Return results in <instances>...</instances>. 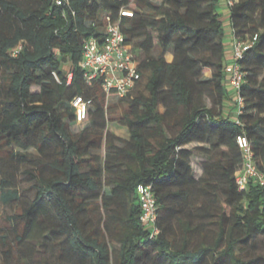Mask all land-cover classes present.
Masks as SVG:
<instances>
[{
    "label": "trees",
    "instance_id": "obj_1",
    "mask_svg": "<svg viewBox=\"0 0 264 264\" xmlns=\"http://www.w3.org/2000/svg\"><path fill=\"white\" fill-rule=\"evenodd\" d=\"M220 1L0 0V203L14 207L0 226V264H264V253L249 252L264 236V183L242 190L236 179L241 134L264 173V0L230 9L237 39L257 34L239 60L243 105L234 100L233 113ZM107 14L142 73L112 102L117 94L88 83L81 66L83 43L103 32ZM142 83L146 92L135 93ZM77 95L89 101L90 122L75 130ZM20 174L35 182L34 199ZM139 183L157 196L154 237L140 218Z\"/></svg>",
    "mask_w": 264,
    "mask_h": 264
},
{
    "label": "built area",
    "instance_id": "obj_2",
    "mask_svg": "<svg viewBox=\"0 0 264 264\" xmlns=\"http://www.w3.org/2000/svg\"><path fill=\"white\" fill-rule=\"evenodd\" d=\"M64 4L68 0H55ZM229 8L236 0H224ZM122 14L132 15L130 9H123ZM234 40L231 57L226 64L227 84L233 90V97L241 111L243 98L240 88L244 81L240 59L244 52L255 42L257 34L247 39H237L233 30ZM19 48L21 45L18 46ZM14 52H16L14 50ZM81 66L84 77L88 83L100 81L103 89L110 94L124 96L132 91L142 80L140 60L137 58L132 46L127 42L126 34L119 22L114 20L111 14L104 16L103 32L91 35L83 43ZM72 78V72L68 73V80ZM72 104L76 107L78 121H84L89 116V101L83 96L77 95ZM239 147L242 149L243 163L236 172V179L240 189H247L251 180L264 183V173L258 168L255 154L250 141L245 134L237 137ZM138 202L141 205V221L150 236H157L161 232L158 224L159 204L157 196L151 184L139 183L136 187Z\"/></svg>",
    "mask_w": 264,
    "mask_h": 264
},
{
    "label": "rangeland",
    "instance_id": "obj_3",
    "mask_svg": "<svg viewBox=\"0 0 264 264\" xmlns=\"http://www.w3.org/2000/svg\"><path fill=\"white\" fill-rule=\"evenodd\" d=\"M223 22H224V25L226 27L227 23L229 22L227 19L228 17L225 16L223 17ZM232 33V28L229 27L226 29V34H231ZM167 57L169 58L170 57V54L167 53L166 54ZM70 65V61L67 60L66 63H65V66L68 68ZM145 82V80H144ZM142 91H145L146 92V88H145V84L142 83L141 86L137 89H135V93H139V92H142ZM119 95H115V96H109L107 98V102H112V101H115V100H118L119 99ZM231 100V104L230 106H234L236 104H234V99H229V101ZM228 107V106H227ZM162 109V108H161ZM234 111H232L231 113H233ZM90 122V121H89ZM88 121H76V123L73 125V128L75 130H78L82 127H84V125L87 123L89 124ZM108 129L110 131H113L114 133H116L117 135H120V136H123V137H129V131H128V128L127 127H124V126H121L120 124H118L116 121H109L108 122ZM104 152V151H103ZM27 165L26 164H23L21 166V168H26ZM24 173V172H23ZM19 179H20V184H21V188H22V191L23 193L27 196L28 199L32 200L35 198V195L37 193V188H36V185H35V182L34 181H29L26 179V176L24 174H20L19 175ZM220 198L223 199V195L221 194L220 195ZM202 199H203V196H202ZM97 215L100 216L102 213H103V208L101 206V203L97 204ZM14 212V207L9 205V204H3V203H0V226L1 225H6L8 223V216L10 214H12ZM210 219V217H207ZM208 219V220H209ZM198 220H201V219H198ZM197 221V220H195ZM217 228V225L214 224V223H209L205 226V230L207 231V239L209 241L212 240L213 238V234H214V229ZM176 235L178 237V239L181 238L182 234H181V230L179 229L178 225L176 227ZM193 236L197 239V241L200 240V234L198 232H195L193 234ZM111 246L114 247L115 249H118L119 247V243L116 242V241H112L111 243ZM239 248V247H238ZM51 252V251H49ZM249 252L250 253H264V236L262 235H259V236H256L254 238L251 239V244L249 246ZM2 257V256H1Z\"/></svg>",
    "mask_w": 264,
    "mask_h": 264
},
{
    "label": "crops",
    "instance_id": "obj_4",
    "mask_svg": "<svg viewBox=\"0 0 264 264\" xmlns=\"http://www.w3.org/2000/svg\"><path fill=\"white\" fill-rule=\"evenodd\" d=\"M219 11L221 12V18H222V20H224L223 17H225V16L228 17L227 20H228L229 22L227 23L225 29H227V28H229V27L232 28V33H231V34H226V36H225V44H226V49H227V58L229 59V58L231 57V51H232V46H233L234 34H233V27H232V25H231V21H230L229 8H228V6L226 5V2H225L224 0H221V1H220ZM169 54H170V57H169V58L167 57V59H168V60H172V59L174 58V54L171 53V52H169ZM166 56H167V55H166ZM210 74H211L210 72L207 73V75H210ZM229 89H230V88H229ZM230 91H231V94H233V90L230 89ZM233 96H234V95H233ZM233 99H234V98H233ZM231 103H232L231 100H230V101L227 100V102H226L225 111H226L227 113H230V112H232V111L235 112V111L237 110V107L232 106V105L230 106ZM227 106H228V107H227Z\"/></svg>",
    "mask_w": 264,
    "mask_h": 264
}]
</instances>
